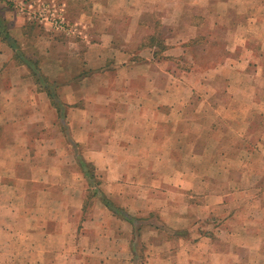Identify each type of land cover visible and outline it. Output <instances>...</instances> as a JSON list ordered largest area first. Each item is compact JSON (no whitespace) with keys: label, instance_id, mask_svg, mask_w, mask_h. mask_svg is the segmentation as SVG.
I'll list each match as a JSON object with an SVG mask.
<instances>
[{"label":"crops","instance_id":"obj_1","mask_svg":"<svg viewBox=\"0 0 264 264\" xmlns=\"http://www.w3.org/2000/svg\"><path fill=\"white\" fill-rule=\"evenodd\" d=\"M65 1L70 7L89 1L92 7L84 15L91 25L82 29L88 41L73 43L69 57L55 52L69 48L63 43L46 41L43 51L39 34L34 41L16 40L12 33L28 37L35 29L21 15L9 20L0 6V33L10 35L0 40V264H264V0ZM154 16L160 22L152 24ZM215 17L217 30L232 34L236 48L226 43L220 47L224 56L202 65L210 45L195 39L216 27L207 24ZM164 31L167 36L156 40ZM249 41L254 91L245 88V72L228 68L225 56L239 62L235 49ZM209 65H215L211 73ZM41 77L57 84V105L47 85L38 83ZM215 79L226 88L206 89ZM232 83L241 89L230 92ZM181 88L190 97L185 105ZM245 93L250 104L240 105ZM217 112L248 116L242 124L215 122ZM41 122L42 133H54L32 140L22 132L26 148L18 150L20 128L34 131L32 123ZM58 122L63 137L55 130ZM216 135L220 145H254L249 155L234 150L240 167L236 163L233 173L221 166L235 177L230 186L224 179L215 184L208 170L212 157L232 160V150L223 146L221 157L213 156L209 146ZM66 143L74 149L71 170L54 176L70 171L65 176L74 180L50 182L60 183L63 192L48 200L43 177L52 175V161L69 152L52 145ZM28 145L43 154L47 172L27 166L20 176L19 164L36 160L26 157ZM86 145L89 161L82 155ZM163 146L170 148L166 156ZM164 161L171 163L164 167ZM168 191L175 200L161 201Z\"/></svg>","mask_w":264,"mask_h":264},{"label":"rangeland","instance_id":"obj_2","mask_svg":"<svg viewBox=\"0 0 264 264\" xmlns=\"http://www.w3.org/2000/svg\"><path fill=\"white\" fill-rule=\"evenodd\" d=\"M15 1L18 4V3H21V2H25V1L26 2L37 3L38 0H0V6L4 7V9H6V11H8V15L7 16L9 18V20L13 19L14 15H19V16L21 15L22 18L23 17L26 18L25 23H27L28 25H32V27L35 29V33H28V37H27V34H22L21 35V34H17V33H12L13 37L16 40L18 39L19 41H24V40L29 38L30 40L34 41L35 39L38 38V37H35V36L37 34H39V36H41V38L39 39L38 46H40L43 51H45V49L48 48L47 44H46V41H53V42H56L57 44L63 43L64 46L65 45L69 46V48L67 49L65 47H60V48L56 47L55 52L56 53H60L61 55H66L67 57H69V56L74 54V51H75L76 48L72 45L73 43H78V42L81 43V42L86 41V40L88 41V39L84 38V35L86 36L87 34H84V33L82 34V29L86 30V26L89 27V25H91V23L89 21L90 18L84 17V15H88L87 13H90V9L92 8L90 6L91 3L89 1L72 2V7H70V6H68V4L66 3L65 0H41V2H44L47 5H49V4L53 5L54 4V5H56L55 6L56 9L63 10V12L61 11V13H63V15L65 14L69 24H74V25L77 24V23L79 24V29L76 30L74 33H71L69 35L68 34H61V33H57L55 31H53V29H52V27H50V25H41V24H38V23H35V22H32V21H29V19H28V17L26 15L20 13L18 11V9L15 8ZM164 2L165 1H161L160 3H164ZM73 5H75V7ZM77 9H80V10L78 11ZM163 9H164V4H163ZM6 11L4 10V13H7ZM190 11L195 12V10L192 9V7H191ZM159 13L162 14V15L165 14L164 11L163 12H159ZM218 18L215 17L212 20H210V22H209V20L207 21V24H209V25L212 24V25H214L216 27H213V28L212 27L211 28L208 27V28H206L204 30H201V32H199L197 34V38L195 39V41H197V42L203 41L205 43L207 42L210 45L209 46L210 48L205 50V52H206L205 54L202 53V52H199V53H202L203 56H204L202 58L201 62H200V64H202V65H206L207 64V63H205L206 61L214 60V59H217V58H220V57L224 56V52L220 49V47L222 48L224 44L227 43L229 45H232L233 48H236V47H234V46H236V43L232 40V38H233L232 34H230V33L224 34L223 32H219V30H217L218 29L217 21H219ZM183 19H186V17L183 18ZM156 20H158V19L154 16V19L152 20L153 21L152 24H154V22ZM239 20H241V19L240 18H236V17L234 18V22L235 21H239ZM156 22L158 23V22H160V20H158ZM163 26L165 27L166 25H163ZM8 28H10V26H8ZM4 36L5 35L3 33H0V40L2 39L1 37L4 38ZM33 36L35 37V39L32 38ZM137 36H138V34H136V37ZM165 36H167L165 31L162 32V33H159L158 34V38L159 39H156V40H159V41L163 40ZM247 36H248V33H247ZM89 41H90V39H89ZM24 46L26 47V44H24ZM24 50H26V49H24ZM235 50H236V52L240 51V55L238 56V58H240V60H239V62H237L238 59H235V57H236L235 55L232 56L230 53H226L225 56H226V58H228L227 66L231 70H235L233 68H236L237 71L245 72V74H246V76L248 78L246 83H245L246 84L245 88H248V90H253L254 89V79H253L254 78V43L249 41L245 47L240 46V47H238V49H235ZM228 52H230V51H228ZM212 62H216V61H212ZM71 66H72V64H71ZM214 66L213 65H209L210 69H213V70L210 71V73L214 71ZM212 77L214 78V76H212ZM251 78L253 80H251ZM184 83H186V85L187 84L189 85V82H188L187 79L184 80ZM191 83H192V80H191ZM195 84H196V82H195ZM227 85H228V83H227ZM205 87L208 90L212 88V89L218 91V90L225 89L226 88V84H224L222 82H219L218 79H215L214 81H210V83H208L207 86L205 84ZM227 87L229 88L230 92H235L236 90L241 89V87L239 88L235 83H232V85L227 86ZM182 88L179 90L180 102H184V105H185L186 101L188 99H190V97L187 96L188 93L185 90H183ZM197 91H198V93L201 92L200 89L196 90V92ZM182 97H186V98H182ZM250 97H251L250 94H246L245 93L244 94V99L245 100H243V103L240 104V105H248V104H250ZM5 99H6V97H4V100ZM21 100H23V99L21 98ZM7 101L9 102L8 99H7ZM181 106H183V105H181ZM44 114L46 115V113H44ZM40 115L43 116V114H41V113L39 114V116ZM208 115L209 114H204V116H208ZM247 116H248V113H244L242 115H239V112L238 113H219V112H217V113L214 114L213 120L215 122H219L220 120H223V121L228 120L230 122H235V123L239 122V123L242 124V122L245 123ZM35 120H37V122H40L39 117L37 119H35ZM196 120H202L203 121V118L200 117L199 119H195V121ZM42 124H43V122L39 123L38 125H37V123L36 124L32 123V126H36L34 128V131H32L30 129L26 130L25 128H20L19 134H18V135H20V138H19L20 142L18 144V150L21 151L22 149L26 148V145H24V143H22V138L21 137H23V135H24L22 132H25V134H28L29 139H32V140L42 139V138H44V136H48V135L51 136L54 133V129L53 128L46 129V131H44V133H42L43 132L42 129H41L42 126H43ZM55 126H56L55 130H59L61 132V128H60L59 122ZM44 127H47L46 123L44 124ZM23 130H25V131H23ZM202 130H203L202 127H199V126L197 127L196 126L194 132L200 134V132ZM9 132H10L9 129L5 130V128H4V129H2L1 133H2L3 136L7 137L6 134H8ZM12 133L14 134V131ZM72 133H73V129L71 130V134ZM61 136L63 137L64 133L62 134V132H61ZM72 136H74V134ZM216 136L217 137H215V140H213L212 144H210V146H209V147H211L210 151L213 154L216 153L213 156H216L217 158L220 156L219 154L217 155L218 150L220 148L221 149H223V147L224 148H230V150H232V152H233V154L230 155L232 157V160L223 159L222 162H221V160L217 161V160L213 159V157H212V160H211V165H212L211 167L212 168L208 169V170L211 171V173L214 175L213 177H215V178H211V180L213 181L215 179L216 180L215 184H218V182H219V181H217V179L220 180V181H223V179H224V180H227L228 185L230 186L231 185L230 183H233V181L235 180V177H233L232 175L226 176L224 174L225 172L222 169V167L227 164L228 167H230L231 170H232V172H230V173H233L234 168L236 166V163H238L237 164L238 168L240 167V161L239 162L235 161V158H234V155H235L234 152L235 151L234 150H236V149L243 150V153L245 152V153H247L246 155H249L250 152H254V145L252 143L251 144L249 143V145H246V144H244L242 142H239V144H237V145L235 144V142H229L227 145H225V144L220 145V140L218 139L219 136L218 135H216ZM241 140L244 141L245 138L244 139L242 138ZM65 142H66V140H65ZM199 144H201V141H199ZM56 146H58L59 149H63V150L66 148L65 151H69V152H68V156L65 155L64 158H62L60 160L57 159V160L52 161V164L50 163V166L52 168L51 169L52 175H50L49 177L48 176H44L43 177V180H45V182H46V183H44V185L45 184L48 185V189L45 190V191H47L46 195L48 197L47 198L48 200H50L49 199L50 195H53V196L61 195V193L63 192V188H62L61 185H64V184L70 183V182L72 183V181L74 180L72 177H66L65 176V174H70V171H66V173L64 172V173H60V175L54 176V174L59 173L60 169L71 170L70 169L71 166H72V161L71 160H72V157L74 156V149H72L69 144L66 143V145H63V144L52 145V147H56ZM88 146L89 145L83 146L82 155H83L84 158H86L89 161L90 159H92V157H91L89 151L87 150ZM199 146H201V145H199ZM27 149L29 151H31V153L29 155L25 154L26 157L31 158V157L36 156V160L29 161V162L28 161H24V163L21 162L19 164V166H18L19 167V171L18 172L20 173V176L23 177L25 175V173L27 171V168H26L27 166H28V170L29 171L32 169V172H37V170L39 172H47V170H44L46 165H44V163L42 161L43 154L40 152V150L35 148V147L33 148L32 146H29V145L27 146ZM56 150L57 149H52L51 152L56 151ZM162 150H163V156H166V154L169 153L170 148H168L166 146H163ZM241 162H242V160H241ZM74 163H75V161H73V164ZM148 163H152V162H148ZM170 163L171 162H165L164 161L163 162V166L167 167L168 165L166 166V164H170ZM213 164H215V165H213ZM61 165H65V167H67L68 169H66L65 167H63ZM195 165H196V168H197V166H201L202 164H201V162H197V163L195 162ZM245 165H247V162L243 165L244 168H245ZM208 170H206V171L208 172ZM61 175H64L65 177L64 176L60 177ZM180 176L181 177H179V179L182 181V183L189 185L188 184L189 181L187 179H185V177H182V173H180ZM225 177H227V178H225ZM9 179H10V177H6V180H9ZM29 179L38 180L39 178L38 177H29ZM165 179H169V178H165ZM53 180H55V181H53ZM56 180H64V182L61 185H60L59 182H58L59 184L55 183L54 185L52 183H50L52 181L56 182ZM201 180L202 179H200V181ZM158 181H159V178H158ZM162 183H164V184H162V189H163L165 187L166 183L165 182H162ZM5 195L6 196H10V194H5ZM160 195H163V194L160 193ZM167 195H168V198L163 195V197L160 200L163 201V202H168V201L170 202L171 200L172 201L175 200L174 196H176V195H175L174 191H168ZM169 195H173V196L170 197ZM15 196H17V195H15ZM178 196H179L178 197L179 199H181V198L184 199L185 198V193L184 192L179 193ZM189 198H190V194H189ZM168 212L169 211L167 210V213ZM217 219L218 218L213 217L212 220H214V222H212V223L216 224L217 223L216 221H218Z\"/></svg>","mask_w":264,"mask_h":264},{"label":"built area","instance_id":"obj_3","mask_svg":"<svg viewBox=\"0 0 264 264\" xmlns=\"http://www.w3.org/2000/svg\"><path fill=\"white\" fill-rule=\"evenodd\" d=\"M56 5H47L41 0L37 3L34 2H21L15 1V8L24 15L29 21L41 24L50 25L53 31L61 34H71L79 29V24H69L65 14L61 13L63 10L55 8ZM82 28V27H81Z\"/></svg>","mask_w":264,"mask_h":264},{"label":"trees","instance_id":"obj_4","mask_svg":"<svg viewBox=\"0 0 264 264\" xmlns=\"http://www.w3.org/2000/svg\"><path fill=\"white\" fill-rule=\"evenodd\" d=\"M0 28L5 30L1 21H0ZM4 35H5L6 39H9L10 35L6 31H4ZM19 53H21V52H19ZM38 83L40 85H41V83L44 84L45 86L47 85L46 91H47L48 95L50 96V98H52L54 100V103L57 105L58 104L57 99L55 98V97H57L56 90H55V87L57 84H55V82H49L47 78H42V77L40 78V81ZM83 166L85 167V164H83ZM108 205H109V203H108Z\"/></svg>","mask_w":264,"mask_h":264}]
</instances>
